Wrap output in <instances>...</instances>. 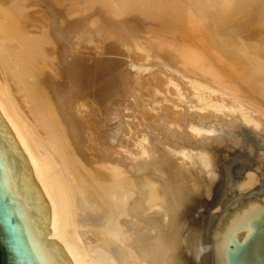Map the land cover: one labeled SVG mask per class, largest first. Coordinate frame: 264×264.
I'll use <instances>...</instances> for the list:
<instances>
[{"label": "bare ground", "instance_id": "obj_1", "mask_svg": "<svg viewBox=\"0 0 264 264\" xmlns=\"http://www.w3.org/2000/svg\"><path fill=\"white\" fill-rule=\"evenodd\" d=\"M46 1L0 0V118L30 163V173L36 178L34 189L46 195L50 203L51 225H46V241L60 246L71 264H219L215 241H221L223 221H229L233 208L252 198L233 204L227 210H220L221 215L214 224L208 220L201 221L199 226L190 221L187 224L189 207L185 204L188 196L193 194L211 196V188L218 176L212 148L223 144L222 136L218 133H224V128L247 125L264 142V114L260 115L264 109L253 110L251 106L239 103L237 89L220 80L218 73L210 66L211 62H208L210 59L207 61L206 53L221 59L225 52L222 51L224 44L229 46L234 41L237 44V39L240 42L244 35L255 31L259 18L264 19V0L242 1L245 8L251 5H248L250 15L245 16L246 20L240 25L229 28L232 40L227 37L223 39L222 49L219 40L216 43V38L204 35L208 31L202 18L199 19L192 12L197 17L195 19L188 12L187 15L191 14L194 18L186 15V19L187 11L183 9L184 14L180 13L187 22L182 23H187L184 25L192 30L190 34L194 32L196 38L200 37L202 43L197 41L195 44L201 47L193 48L186 40L187 48H181L178 44L171 50L173 45L167 47L168 42L163 43L166 44L164 49L158 40L144 41L143 50L165 56L170 72L183 82V89L173 86L175 94L167 99L170 105L196 112L199 110L201 114L196 113L193 119L183 124L167 123L165 132L155 130L149 135L141 133L140 136L129 133L130 137L122 129V123L120 131L112 134V129L89 116L92 110L89 102L87 104L83 101L86 98L78 95L89 71L82 68L77 59L66 62L64 68H60V74L54 72L57 67L53 70V64L59 63V60L55 61L57 58L54 59L53 54L60 47L62 35L56 32L51 34L46 19L48 15L40 12L38 19L33 20L34 16L28 10ZM222 1L224 8L226 4H222ZM123 3H127V0H123ZM148 3L145 6L152 8ZM176 5L174 10L178 7ZM238 8L235 10L238 11ZM47 9L46 13L52 14L51 8ZM33 23L39 27L36 37L29 32V25ZM252 68L247 70V74L262 77L257 85L252 86V91L264 97V73L261 75V69ZM205 79H209V83ZM92 85L98 87L94 83ZM94 92L91 91L93 96ZM229 94H232L231 97ZM259 159H264V155ZM260 168L246 171L243 179L234 183L238 194L246 193L256 185L259 180L255 172ZM216 200L218 207H223L224 194L218 195ZM244 235L237 231L239 240ZM208 239L210 243L206 242Z\"/></svg>", "mask_w": 264, "mask_h": 264}, {"label": "rangeland", "instance_id": "obj_2", "mask_svg": "<svg viewBox=\"0 0 264 264\" xmlns=\"http://www.w3.org/2000/svg\"><path fill=\"white\" fill-rule=\"evenodd\" d=\"M150 1L151 0H143L142 2V0H135L132 2V0H127V3H123V0H47L44 4H42L44 7H42V5H33L28 9L31 16H34L32 18L33 20L38 19L37 16L39 17L40 12H43L44 15H48L46 16V19L47 23L49 22L48 28L51 34L57 33L59 34V36L60 34L62 35L60 36L62 37L60 47L57 49V53L59 54L56 53L59 56L57 57V55L55 54L56 51L53 54V58H57L55 59V61L59 60L57 61L59 63L53 64L55 65V67H53V70L57 67L54 72L60 74L62 71L60 68H64L65 63L70 61V59H77V61L80 62V66H83L86 70L89 71V75L87 78H85L84 85L81 86V92H78V95L81 97L83 96L84 98L82 99L86 98L83 101H85L87 104L89 102V107H91L92 109L91 111H89V116H93L94 120H97L98 122H100V124H104L105 126L109 127V130L112 129V132L110 131L112 134L116 131H120V129L122 128V124L124 125L122 129H124V131L126 132V136H128L129 133L133 135L137 133L136 135L139 136L142 134L149 135V133H152V131L154 132L155 130H162L163 132H165L167 130V123L176 122L178 124H183L189 119H193V116L196 113L201 114L199 110L196 112L195 110L191 111L182 107L174 108L172 107V105H170V102L167 99L171 96H174L175 86L180 87V89L184 88V86L181 87V84L183 82L180 81L177 75L170 72V68L169 66H167L166 62L167 58L165 56H158L157 54L154 55L151 52L149 53V51H146V49L143 50L144 46L142 44H145L144 41L148 43V41H152L151 39H154L158 40V42L160 41L162 45L163 43L168 42L167 47L169 44H172L173 48L170 49L173 50L176 46L178 47V44L179 47L181 46V48H187L186 40H189L188 45L193 48L194 46L197 47L195 42L197 43L198 41L200 44L202 43L200 42V37L198 36L197 39L195 34L193 35L194 32L190 34L192 30L190 31V28L188 26L185 27L187 23H182L185 20H183L184 17H182L181 13L187 11L185 12V17L188 12H190L191 14L193 12L196 16L199 17V19L202 18L201 21L203 20V23L205 24V30L208 31L205 32L206 34L204 35H208V37L210 38L211 36H213L211 39L216 38V43L219 40V45L222 49V40L226 37L232 40V34L229 32L230 29L234 28V26L240 25L242 21L246 20L245 16L250 15L249 9H251V5L249 4L248 5L250 7L248 5L246 8L242 6L243 0H241V2H238L237 0H223L224 3L221 0L222 4L227 5L229 3L227 6L224 5V8L226 9L225 11L223 5H221V1L218 0H175V3L173 0H152L151 3ZM229 1L233 2L234 5H231L232 3ZM134 2L138 3L133 4ZM148 2L150 3L152 8L146 7V3ZM152 2H154V4ZM155 3L157 4L156 7ZM170 3H172V5ZM128 4H130L131 7ZM127 5L129 6V10L127 9ZM174 5H176L175 7L178 6L175 10ZM230 5L233 7L231 8ZM238 5H240V9L238 8ZM45 6L47 8H51L52 14L46 13L50 10ZM244 6H246V4H244ZM190 7L193 9V11ZM237 8L238 11H240V14H238V11L235 10ZM178 9L179 11L177 12L176 10ZM182 9L185 11H183ZM211 13L213 14L211 15ZM56 14L58 15L57 17ZM221 14L224 15L222 16ZM189 15H187V17L192 16ZM262 15L264 16V12ZM49 16H51L52 20H50L51 18ZM179 16H181L182 19ZM196 16L195 19L197 18ZM220 16L226 17L221 18ZM241 16L243 18H241ZM141 17H143V21L141 20ZM180 19L183 21H181ZM261 19H263V17H261ZM261 19L259 18L258 27L255 31H252L249 34L244 35V38H241V40L243 41L239 40L240 42H238L237 39V44L234 43L235 41L233 42L234 45L239 46H232L233 44L231 45L230 43L229 46H226L224 44L225 49L223 48L222 51L225 52L222 53L223 55L221 59H217V57L211 55L209 52L206 53L207 56L204 55V57L206 56L207 61L208 59H210V61H208L212 64H210V66L216 67H212V69H215L214 71L218 73L220 80L222 82H225L226 85H231L232 87L234 86L237 89L236 93L238 94V102L244 105L251 106L253 110L255 108L264 109V101H262L264 100V97L259 96L254 91H252V86L257 85L256 83L259 80H262V77L258 75L255 78L254 76H250V74H247L249 73L247 72V70H249L250 67H253L252 69H261L262 71L259 70L260 73L258 72L261 75H263L264 73V61H262V59L264 58V19ZM79 21L82 22L79 23ZM55 22L57 24H55ZM185 22H187V20ZM49 24H54L52 25L54 28ZM56 25L58 28H56L57 30L55 29ZM80 25L81 27H83H79ZM31 26L33 30H31ZM121 27L126 28V30L123 28L121 29ZM127 28H130V30ZM34 29L37 31L35 32ZM51 30H53V32ZM29 32L31 33V35L33 34V37H36V34H38L39 32V27L37 25L35 26L34 23L30 24ZM227 32L229 33V35ZM122 33L126 37H124ZM126 33L129 35H127ZM255 34H257L258 36ZM165 45L166 44H164L163 47ZM190 46L188 47L191 48ZM199 46L201 47L202 45H198V47ZM235 49H237L238 51ZM168 50L169 49H167V52L170 53V50ZM227 53L229 54L227 55ZM260 58L262 59L258 60ZM59 64L62 65L60 66ZM247 67L249 68L246 69ZM196 78L202 81L201 78ZM196 78L192 79L195 81H199L196 80ZM208 80L209 79H205L204 81H207L209 83ZM88 81L91 83L93 82L94 85H97L98 87H94L92 85L93 83L90 84ZM90 85L94 88L92 89ZM83 88L85 89V91ZM91 91L94 92V96ZM133 92L135 94H133ZM96 94H99V99ZM131 94L132 96L134 95V97H132ZM231 95L232 94H229L228 96L231 97ZM87 96L89 98H87ZM91 96H93L92 98L94 100H91H93L94 102L90 100ZM96 96L97 98H95ZM262 113L264 114V112L261 110L260 115H262ZM223 132L224 133H218V135L222 136L224 145L221 144V146H214L212 148V154L214 153L213 155L215 157V166L218 176L216 177L213 187L211 188V196L209 198L205 195L198 194L188 196L185 204L186 207H189V211L187 212V224L188 221H190L191 224L199 226L202 222H206L208 220H211V222L214 224L221 215V211L223 208L227 210L228 208L232 207L233 204H240L246 199H253L255 196L262 195V199L264 197V159H259L261 155H264V142L262 141L261 137L253 132V130L247 125H239L227 129L224 128ZM131 134L129 135V137L131 136ZM255 167H261L259 171L255 172L259 181L255 186H253L250 191L238 194L234 183L242 180L246 171H254ZM221 194H224L225 200L223 201V207L220 208L218 207V201L216 200V197ZM189 198L191 199V201ZM192 201L193 203L191 204L190 202ZM204 207H206V209ZM191 215L193 216V218ZM208 241V243H210V239H208Z\"/></svg>", "mask_w": 264, "mask_h": 264}, {"label": "water", "instance_id": "obj_3", "mask_svg": "<svg viewBox=\"0 0 264 264\" xmlns=\"http://www.w3.org/2000/svg\"><path fill=\"white\" fill-rule=\"evenodd\" d=\"M35 186L29 161L0 118V264H71L46 241L50 203ZM237 231L246 235L239 240ZM215 243L219 264H264L262 195L232 209Z\"/></svg>", "mask_w": 264, "mask_h": 264}]
</instances>
